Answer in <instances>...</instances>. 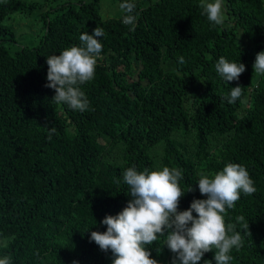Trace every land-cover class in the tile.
Returning a JSON list of instances; mask_svg holds the SVG:
<instances>
[{
    "label": "trees",
    "instance_id": "obj_1",
    "mask_svg": "<svg viewBox=\"0 0 264 264\" xmlns=\"http://www.w3.org/2000/svg\"><path fill=\"white\" fill-rule=\"evenodd\" d=\"M223 1V25L202 14L200 0L133 2L132 30L122 22L125 13L102 17L96 0H0V258L113 264L111 251L90 238L106 232L103 219L132 199L125 169L181 170L184 211L207 199L197 183L201 173L238 163L256 191L241 193L225 214L243 237L230 264H264V76L253 69L264 52V0ZM31 18L39 32L19 46L15 26ZM98 26L105 35L95 77L81 85L89 110L53 104L47 57L82 46L80 35ZM241 38L250 45L242 48ZM221 56L245 64L238 81L226 83L216 72ZM236 86L243 95L230 104L223 97ZM166 235L146 246L159 264L174 256ZM214 256L215 249L199 264H216Z\"/></svg>",
    "mask_w": 264,
    "mask_h": 264
},
{
    "label": "clouds",
    "instance_id": "obj_2",
    "mask_svg": "<svg viewBox=\"0 0 264 264\" xmlns=\"http://www.w3.org/2000/svg\"><path fill=\"white\" fill-rule=\"evenodd\" d=\"M199 7L213 25L225 23L222 0H200ZM120 8L125 13L122 22L133 26L134 30L135 3L125 0ZM104 35L103 28L98 26L92 34L84 32L80 35L82 46H72L59 55L47 57L48 83L45 87L55 91L53 104H66L79 112L89 110L90 101L81 85L95 77L97 58L103 49L99 38ZM179 62H185L183 56L179 57ZM253 69L256 75L264 76V52L257 54ZM215 70L228 83L238 81L246 66L229 62L221 56ZM242 95L243 86H236L223 99L235 104ZM55 132L54 126L49 128L48 138L51 139ZM122 176L132 199L119 214L107 215L103 219L106 232L93 231L90 238L105 253L111 251L113 264H159L151 258L146 246L164 236L165 231V245L174 254L171 264H199L205 253L213 249L216 264H230L232 249L239 250L243 246L237 224L226 223L225 214L235 208L241 193L249 196L256 191L245 166L228 163L222 171L214 174L201 173L197 183L201 195L207 199H195L184 211L178 210L180 200L186 194L181 188V170L164 166L159 170L140 172L129 167ZM193 190L190 187L187 192ZM193 212L197 215L194 216ZM236 221L246 234L250 232L244 216L237 217ZM0 264H11L10 257L0 258ZM205 264H210V260Z\"/></svg>",
    "mask_w": 264,
    "mask_h": 264
},
{
    "label": "rangeland",
    "instance_id": "obj_3",
    "mask_svg": "<svg viewBox=\"0 0 264 264\" xmlns=\"http://www.w3.org/2000/svg\"><path fill=\"white\" fill-rule=\"evenodd\" d=\"M56 1H66V0H56ZM69 1H76V0H69ZM89 1V0H84ZM151 0H130V2H137L141 3L143 6L147 5L148 2ZM125 0H96V3L99 6L100 14L102 17H118L124 14L122 12L120 5L124 3ZM224 1L222 0V7L224 11V15L226 17V12L224 9ZM34 19V18H33ZM33 19H25L24 23H21V25L15 26V32L18 37V44L23 45V43H30L32 40V35H36L39 32V23L36 21L33 22ZM26 33L24 37H20V34H23V32ZM242 48H246L250 44L245 41V39H240ZM15 49V47H14Z\"/></svg>",
    "mask_w": 264,
    "mask_h": 264
}]
</instances>
